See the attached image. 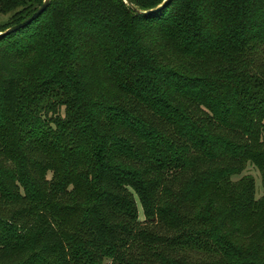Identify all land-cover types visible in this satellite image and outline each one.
Returning a JSON list of instances; mask_svg holds the SVG:
<instances>
[{
    "label": "trees",
    "instance_id": "obj_1",
    "mask_svg": "<svg viewBox=\"0 0 264 264\" xmlns=\"http://www.w3.org/2000/svg\"><path fill=\"white\" fill-rule=\"evenodd\" d=\"M128 1L0 36V264H264V0Z\"/></svg>",
    "mask_w": 264,
    "mask_h": 264
},
{
    "label": "water",
    "instance_id": "obj_2",
    "mask_svg": "<svg viewBox=\"0 0 264 264\" xmlns=\"http://www.w3.org/2000/svg\"><path fill=\"white\" fill-rule=\"evenodd\" d=\"M168 1L169 0H163L160 4H158L157 6H155L154 8H151L149 10L140 11V10L136 9L135 7H134V10L139 12V13H143V14H152V13H155L156 11L162 9L164 6H166ZM124 2L129 3L128 0H124ZM48 3H49V0H43L41 5H39L37 7V9L30 16L23 19L21 22L14 24L11 27L0 32V36L1 35H7L11 32H14V31L26 26L27 24H29L31 21H33L35 18H37V16H39L46 9Z\"/></svg>",
    "mask_w": 264,
    "mask_h": 264
},
{
    "label": "rangeland",
    "instance_id": "obj_3",
    "mask_svg": "<svg viewBox=\"0 0 264 264\" xmlns=\"http://www.w3.org/2000/svg\"><path fill=\"white\" fill-rule=\"evenodd\" d=\"M8 16H10L9 14H0V23H3L7 20ZM243 173H250L254 176L255 179V194L257 197L261 196V194L264 193V188L261 185V179H260V171L259 169L252 163H247V165L245 166V168L242 170V172L240 174H235L232 177L233 178H237L239 175L243 174ZM138 204V202H137ZM138 215L139 218L142 219L143 218V211L141 209V206L138 204Z\"/></svg>",
    "mask_w": 264,
    "mask_h": 264
}]
</instances>
